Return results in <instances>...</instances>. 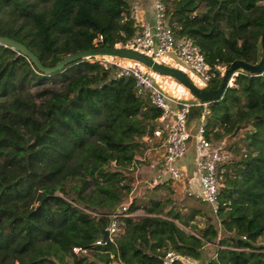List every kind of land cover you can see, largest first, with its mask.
I'll list each match as a JSON object with an SVG mask.
<instances>
[{
    "label": "trees",
    "instance_id": "trees-1",
    "mask_svg": "<svg viewBox=\"0 0 264 264\" xmlns=\"http://www.w3.org/2000/svg\"><path fill=\"white\" fill-rule=\"evenodd\" d=\"M159 1L172 3L176 38H191L211 67L261 58L264 0ZM139 26L131 0H0V36L44 67L94 48L99 36L98 47H114ZM93 58L44 74L0 43V264H14L10 256L16 264H163L169 251L185 257L171 264H264V71H239L235 86L209 101L206 135L244 130L245 146L224 165L213 216L197 199L158 201L153 188L129 201L130 169L161 110L137 93L133 76L116 77L119 67ZM123 206L119 232L103 241Z\"/></svg>",
    "mask_w": 264,
    "mask_h": 264
},
{
    "label": "built area",
    "instance_id": "built-area-1",
    "mask_svg": "<svg viewBox=\"0 0 264 264\" xmlns=\"http://www.w3.org/2000/svg\"><path fill=\"white\" fill-rule=\"evenodd\" d=\"M169 9L166 3L155 0L152 5V19L140 22L139 29L133 36L125 37L115 46L132 49L157 62H161L163 56L174 53L183 65L200 77L205 85L217 80L223 74L221 68L211 67L206 62L203 51L191 38H176L175 29L178 27L170 21ZM101 39L102 36H99L93 40L95 47H98ZM93 61H98L104 69H109L112 65L119 67L116 77L133 76L137 93L147 95L161 110L152 134H146L142 138L146 145V152L142 156L157 155L162 162V172L167 178L173 182H183L186 177L184 157L188 150L193 149L194 170L190 182L193 187L188 191V196L215 210L217 197L224 181L226 171L224 165L232 155L221 146L215 145L206 135L208 117L211 113L209 101L169 97L154 81L153 72L137 62L131 61L125 64L113 56H96ZM233 80L234 78H231L229 83H233ZM193 109L199 110V122L195 133L187 127ZM125 210L126 206H123L111 215L112 221L107 227L109 240L119 232L116 218L126 216ZM99 243L101 240L97 241V244ZM72 251L76 254L85 253L80 247H73ZM176 260L182 261L185 257L169 251L163 258V264H171Z\"/></svg>",
    "mask_w": 264,
    "mask_h": 264
},
{
    "label": "water",
    "instance_id": "water-1",
    "mask_svg": "<svg viewBox=\"0 0 264 264\" xmlns=\"http://www.w3.org/2000/svg\"><path fill=\"white\" fill-rule=\"evenodd\" d=\"M0 43L9 46L19 53L26 56L37 69L44 74H52L63 70L67 65L83 58L96 56H113L119 59H126L137 62L144 67L150 69L153 73L161 76H168L178 81L185 87L195 98L202 101H212L219 99L227 88L233 86L229 83L231 78H234L239 70L246 71L250 74H261L264 71V28L261 34V58L255 64L248 63L244 60L233 61L223 72L219 86L215 89L196 85L187 73L180 68L169 66L163 62L154 61L152 58L134 51L132 49L121 47H96L88 50H79L70 55H67L63 60L57 62L53 67H44L40 60L22 43L9 37L0 36ZM102 240L108 241V230H103Z\"/></svg>",
    "mask_w": 264,
    "mask_h": 264
},
{
    "label": "rangeland",
    "instance_id": "rangeland-1",
    "mask_svg": "<svg viewBox=\"0 0 264 264\" xmlns=\"http://www.w3.org/2000/svg\"><path fill=\"white\" fill-rule=\"evenodd\" d=\"M154 1L155 0H131V3L133 5V7H136L138 9V13L137 12H135V13L142 14V12H141L142 10L151 9ZM167 4H168V7L171 8L172 3L170 2ZM166 57H169V55L163 56L161 60L163 61ZM120 60H121V62H123L125 64L131 63V61L126 60V59H120ZM91 61H93V59H91ZM182 68L185 70L187 75L192 80V78L194 77V72L191 71L189 68H187L185 65H183ZM196 82L200 85L201 84L205 85V83L203 81H200V80L197 81L196 80ZM233 86H235L234 80H233ZM191 99H194V96L191 97ZM208 122H209V119H208ZM151 126H153V127L156 126V122L152 123ZM215 130L221 131V128L215 127L213 131H210L208 134L209 138L214 142L215 145L221 146L224 150L228 151L232 155V157H236V156L239 157L245 151V146L243 144V138L241 137L244 130L238 131L234 136H231V137L224 135L220 139H217V140L215 139V133H214ZM235 147L237 150H235ZM136 155H139V153H137ZM147 157L148 156H146V155L138 157L141 160L140 163H143V160L147 159ZM186 160L188 161L186 163L188 169L186 167V177H185L183 182H173L169 178H167L165 181H163V183L166 182L171 187V189H172L171 194L169 193L168 189H166L165 187H162L160 185L162 182L161 179L164 178V176H162L160 170H157V171L154 170L155 168H157V169L160 168L157 164H156V166H152V167H154L153 171H152V168H150L149 171H142V169H141L142 165H139L138 162H136L135 164L133 162L132 168L130 169V173H129V177H132V181H130V184L133 188L131 193L129 194V201L131 200V198H133L135 196H137V197L142 196L143 198H148L149 191L153 188L154 192L152 194V197L158 201L162 202L164 200H167V198L170 196L175 202H176V200H180L181 203H190V204L195 203L196 205L200 206L198 204L199 202L195 198L188 196V191H190L191 187H193L190 185L191 177L193 176V170H194L193 149L188 150L187 155L184 157V162H186ZM161 164H162V162L159 161V165H161ZM145 202H146V200H143L140 202V204L144 205V204H146ZM170 207H172V205H166V207L164 209H168ZM200 207L202 210L205 209L204 211H209V207L206 204H202ZM211 210L213 211V213L212 212L211 213L214 216L216 210H214L212 207H211ZM135 214L142 215L143 211L138 210ZM204 219H205L204 215H196L197 225H199V226L203 225ZM214 219H215V217H214ZM215 221H216V219H215ZM260 244H264L263 238H260L258 240L257 245H260ZM209 252H211V251H209ZM110 258L112 259V255H110ZM10 260L14 264H16V260L14 258H12L11 256H10ZM109 264H117V263H116V261L112 260Z\"/></svg>",
    "mask_w": 264,
    "mask_h": 264
},
{
    "label": "crops",
    "instance_id": "crops-1",
    "mask_svg": "<svg viewBox=\"0 0 264 264\" xmlns=\"http://www.w3.org/2000/svg\"><path fill=\"white\" fill-rule=\"evenodd\" d=\"M138 13V9L136 7H133V14L134 17L137 19V21L140 23L144 20H151L153 17V10L152 7L151 9H146V10H142V14H137ZM163 63L169 65V66H173V67H177L180 68L181 70L185 71L182 67V63L181 61L178 59V57L174 54L171 53L169 54V57H166L163 61ZM154 81L163 89V91L171 98L174 99H180V100H189L191 99V97H193V95L185 88L183 87L178 81H176L175 79L168 77V76H161L159 74H155L153 73L152 75ZM195 77V78H194ZM194 77L192 78V81L198 85V86H205L204 84H198L196 82V80H200V77L198 75H196L194 73ZM199 122V110L198 109H193L191 114L189 115L188 118V122H187V127L188 129L192 132L195 133L197 125ZM146 146V145H145ZM146 152V147L145 149H142V151L139 153V155H136V161H134V164L136 162L139 163V165L141 166L142 171H149L150 168H153L152 166H156V164L160 167V168H155L154 170H160L162 176H164V178H162V182L165 181L167 179V176L162 172V164L159 165V157H157V155L154 154H150L147 155V159L143 160V163H140L141 160L138 159V157L142 156L144 153ZM188 161L186 160L185 165ZM143 167V168H142ZM187 167V165H186ZM188 169V167H187Z\"/></svg>",
    "mask_w": 264,
    "mask_h": 264
},
{
    "label": "clouds",
    "instance_id": "clouds-1",
    "mask_svg": "<svg viewBox=\"0 0 264 264\" xmlns=\"http://www.w3.org/2000/svg\"><path fill=\"white\" fill-rule=\"evenodd\" d=\"M94 48H96V47H94ZM143 66V65H142ZM223 75V74H222ZM195 98V97H194Z\"/></svg>",
    "mask_w": 264,
    "mask_h": 264
}]
</instances>
